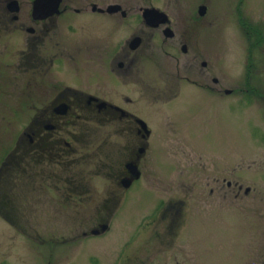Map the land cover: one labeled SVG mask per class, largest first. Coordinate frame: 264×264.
I'll return each mask as SVG.
<instances>
[{
    "label": "flooded vegetation",
    "instance_id": "1",
    "mask_svg": "<svg viewBox=\"0 0 264 264\" xmlns=\"http://www.w3.org/2000/svg\"><path fill=\"white\" fill-rule=\"evenodd\" d=\"M218 7L215 0H0V115H22L18 138L0 160V194L11 191L10 171L21 158L12 155L19 149L25 158L21 178L30 193L45 188L50 194L53 188L60 194L84 196L89 192L83 183L86 173L77 176L73 167L86 157L106 155L107 162L87 172L93 186L99 179L111 184L103 201L111 200L117 208L139 184L137 197L156 196L146 186L161 187L169 181L173 165L163 173L162 166L149 160L145 172L143 161L154 148L172 146L170 137L164 139L169 134L165 120L178 122L172 111L163 108L182 98L168 93L185 87L178 82L186 79L193 87L192 97L217 99V91L208 84L210 74L202 76L193 69L201 65L208 72L209 63L198 51L196 39L201 30L211 33V12ZM235 9L239 26V5ZM177 10L183 11L181 20ZM254 36H260V30ZM182 69L190 76L184 77ZM156 74L165 79L154 80ZM211 82L218 81L213 77ZM189 97L186 102L193 105ZM144 108L157 116V127ZM113 139L120 143L113 144ZM95 142L100 144L94 148ZM113 155L121 162L112 161ZM64 169L72 170L64 176ZM104 170L109 171L107 176ZM249 191L245 188V193ZM242 192L240 186L235 188L236 197ZM158 204L147 236L161 246L181 230L177 221L183 203ZM6 208L1 203L0 210ZM111 221L110 215L106 220L99 217L82 237L107 233ZM131 226L130 245L137 230Z\"/></svg>",
    "mask_w": 264,
    "mask_h": 264
},
{
    "label": "rangeland",
    "instance_id": "2",
    "mask_svg": "<svg viewBox=\"0 0 264 264\" xmlns=\"http://www.w3.org/2000/svg\"><path fill=\"white\" fill-rule=\"evenodd\" d=\"M215 1L219 7L211 12V33L201 30L196 39L197 49L210 67L208 72L201 65L193 70L217 79V84L208 80L217 99L203 94L192 97V85L188 87L186 79L179 81L185 87L168 94L182 99L163 108L172 111L180 125L165 120L169 134L164 139L170 137L172 146L154 148L143 161L145 172L149 160L155 167L162 166L163 173L172 163L171 179L161 187L146 186L156 196L137 197L141 192L137 185L126 203L122 200L116 208L111 200L103 201L112 188L108 180L99 179L96 187L87 173L98 170L99 162L108 161L106 155H96L73 167L77 176L86 173L83 183L89 192L84 196L60 194L53 188L50 194L45 188L30 193L21 178L25 165L18 149L12 155L21 158L10 171L11 191L0 194V205L7 207L0 210V264H264V0ZM181 15L183 11L177 10L179 20ZM257 29L260 36L255 37ZM182 75L190 76L186 69ZM153 79L165 78L156 74ZM228 89L229 95L223 94ZM189 96L193 105L186 102ZM143 113L154 128L158 126L159 119L151 109L144 108ZM21 119L19 113L0 115V160L17 140ZM120 158L111 157L115 163ZM71 170L64 169V176ZM236 184L243 189L237 197ZM245 188L250 191L245 193ZM159 201L183 203L177 221L181 230L173 238L168 233L163 247L147 236ZM109 215L110 231L82 237L99 217L106 220ZM130 224L137 228L131 245Z\"/></svg>",
    "mask_w": 264,
    "mask_h": 264
},
{
    "label": "water",
    "instance_id": "3",
    "mask_svg": "<svg viewBox=\"0 0 264 264\" xmlns=\"http://www.w3.org/2000/svg\"><path fill=\"white\" fill-rule=\"evenodd\" d=\"M40 2V0H38V3Z\"/></svg>",
    "mask_w": 264,
    "mask_h": 264
}]
</instances>
